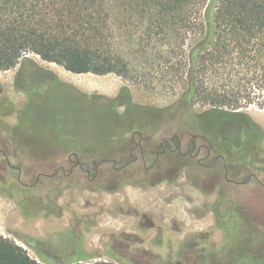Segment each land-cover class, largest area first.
Wrapping results in <instances>:
<instances>
[{
	"label": "rangeland",
	"instance_id": "rangeland-1",
	"mask_svg": "<svg viewBox=\"0 0 264 264\" xmlns=\"http://www.w3.org/2000/svg\"><path fill=\"white\" fill-rule=\"evenodd\" d=\"M114 14L116 43L134 69L130 76L76 75L35 54L14 69L0 71V149L10 156L12 148L16 152L11 157L15 169L7 168L0 157V235L45 264L112 262L106 256L111 244L117 254L145 263L202 264L220 259L228 244L217 216L227 210L247 226L242 218L246 211L257 233L240 244L264 263V193L256 184L227 188L229 203L221 188L212 190L202 182L205 169L190 157L167 152L151 168L162 139L174 133V119H188L184 123L195 130H182L185 150L190 134H228L236 127L233 119H252L264 132V109L239 110L245 118L213 113L203 105L191 112L179 101L182 88L174 86L168 73V54L160 61L158 51L149 61L140 54L144 27L139 15L129 11L124 16L119 10ZM77 78L93 79L95 88L79 87ZM124 88L137 108L129 111L115 101ZM135 130L143 135L146 162L139 157L122 172L114 170L113 163H103L95 181L82 171L71 178L61 171L42 176L33 189L19 183L32 184L39 173L51 172L58 161L54 156L64 151L78 152L93 179V162L111 157L119 167L131 159L117 154L132 147ZM63 165L68 173L71 164ZM244 229L251 232L249 225Z\"/></svg>",
	"mask_w": 264,
	"mask_h": 264
},
{
	"label": "trees",
	"instance_id": "trees-1",
	"mask_svg": "<svg viewBox=\"0 0 264 264\" xmlns=\"http://www.w3.org/2000/svg\"><path fill=\"white\" fill-rule=\"evenodd\" d=\"M116 10L139 15L144 27L139 52L147 61L152 52L158 51L159 61L168 54V73L174 86L182 88L179 101L191 112L203 105L213 113L245 118L239 110L264 109V0H0V71L35 54L76 75L130 76L134 69L116 43ZM127 93L124 88L115 101L130 111L137 107ZM174 120L181 131L194 130L184 123L188 119ZM233 120L236 127L228 134L205 130L196 136L210 140L215 151L229 158L236 152L257 156L264 132L252 119ZM241 222L230 215L218 219L227 247L220 259L202 264H264L242 248V238L257 229L246 221L251 227L247 232ZM229 231L238 232L237 239ZM0 264L45 263L0 235Z\"/></svg>",
	"mask_w": 264,
	"mask_h": 264
},
{
	"label": "flooded vegetation",
	"instance_id": "flooded-vegetation-1",
	"mask_svg": "<svg viewBox=\"0 0 264 264\" xmlns=\"http://www.w3.org/2000/svg\"><path fill=\"white\" fill-rule=\"evenodd\" d=\"M55 83H60V81L54 77ZM181 120H179L180 122ZM174 133L173 134H166L165 137L162 139L161 142V150L157 151L155 154V160L153 164L151 165V168H153L156 163L160 160V158L165 155L167 152L171 153L172 155H181L185 157H190V159L194 162L197 161V164L205 169L204 171V177H202V182L210 186V189L215 190L218 187L221 188L225 192V190L230 187H233L235 189H246L251 184H256L260 190L264 193V150L257 153V156H242L240 155V152H236L233 157L229 158L223 152H217L214 149L213 143L204 138L199 137L190 134V141L186 146V149H183V141L182 136L185 134L181 133V123H176L177 121H174ZM178 132V133H177ZM137 134L140 135V140L136 142V136ZM149 136V135H148ZM153 139H156L153 137ZM198 140H202L203 143L201 145L198 144ZM132 147L128 149V146L125 147V150L120 152L117 155H120L123 153V156L125 158H131L127 159V161L118 166L117 160H112L111 157L104 158L100 160L98 163L93 162L95 174L94 178H91V171H87L84 169L82 162L79 159V153L75 151H64L59 156H54L58 159L57 163L51 165L50 167L53 168L51 172H41L38 174V178L35 180L34 183L24 185L21 180L19 179V183L22 186H25L28 189H33L39 179L42 176L46 177H53L57 174H59L61 171L65 173V176L67 178H71L76 171H82L87 174L88 179L91 181H95L100 173V167L103 163H113V169L116 171H124L127 170L132 163L139 161V157L143 159L144 162H146L145 158V149L143 146V135L135 130L132 139H131ZM263 144V142H262ZM184 150V151H183ZM140 154H139V153ZM7 152L3 149H0V157L3 156L6 162V167L9 169H15V167L12 165L11 157L15 155V149L12 148L11 156L6 154ZM66 153V154H65ZM202 153H205L204 156H201ZM115 156V155H114ZM60 159V160H59ZM67 162L71 164L70 171L67 173L66 168L63 167L64 163ZM247 162L252 163V167L247 166ZM243 165L244 168L239 169V166ZM206 177V178H205ZM207 177H210L207 179ZM117 184L120 181H116ZM196 188H200L198 183L192 184ZM201 185V184H200ZM205 185V186H207ZM227 192V191H226ZM225 192V193H226ZM224 193V194H225ZM226 198L229 200L231 196L226 193ZM225 195L221 197L222 200L226 199ZM234 201H238V199H235L233 197ZM220 203H218L219 205ZM49 205V204H48ZM51 206V205H49ZM229 213L226 210V214L223 216H217L218 219L225 218V216H228ZM32 217V215H30ZM246 211L243 214V218L249 222L246 219ZM30 247L29 244H26ZM109 251L106 253V256L112 260V262L117 264H151L149 262H143L138 261L134 259L133 257H130L128 255L123 254H117L115 250V244H111V247H109ZM42 262V261H41ZM161 264V263H158Z\"/></svg>",
	"mask_w": 264,
	"mask_h": 264
},
{
	"label": "bare ground",
	"instance_id": "bare-ground-1",
	"mask_svg": "<svg viewBox=\"0 0 264 264\" xmlns=\"http://www.w3.org/2000/svg\"><path fill=\"white\" fill-rule=\"evenodd\" d=\"M74 82L76 85H78L79 87L84 88V89L91 90V89L95 88L93 79L83 80V79L77 78L76 80H74Z\"/></svg>",
	"mask_w": 264,
	"mask_h": 264
}]
</instances>
